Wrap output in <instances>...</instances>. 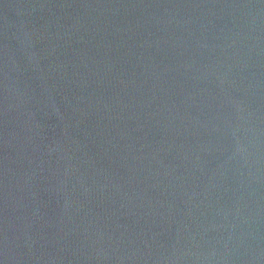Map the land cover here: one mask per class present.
I'll list each match as a JSON object with an SVG mask.
<instances>
[{"label":"water","instance_id":"1","mask_svg":"<svg viewBox=\"0 0 264 264\" xmlns=\"http://www.w3.org/2000/svg\"><path fill=\"white\" fill-rule=\"evenodd\" d=\"M0 264H264V0H0Z\"/></svg>","mask_w":264,"mask_h":264}]
</instances>
